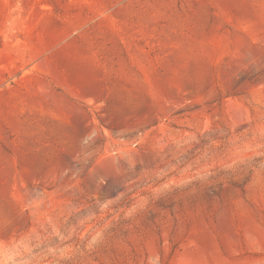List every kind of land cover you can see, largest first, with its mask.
<instances>
[{
	"label": "rangeland",
	"instance_id": "rangeland-1",
	"mask_svg": "<svg viewBox=\"0 0 264 264\" xmlns=\"http://www.w3.org/2000/svg\"><path fill=\"white\" fill-rule=\"evenodd\" d=\"M0 264H264V0H0Z\"/></svg>",
	"mask_w": 264,
	"mask_h": 264
}]
</instances>
